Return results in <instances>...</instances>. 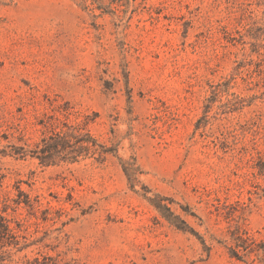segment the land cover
Listing matches in <instances>:
<instances>
[{"label":"rangeland","instance_id":"rangeland-1","mask_svg":"<svg viewBox=\"0 0 264 264\" xmlns=\"http://www.w3.org/2000/svg\"><path fill=\"white\" fill-rule=\"evenodd\" d=\"M0 264H264V0H0Z\"/></svg>","mask_w":264,"mask_h":264}]
</instances>
